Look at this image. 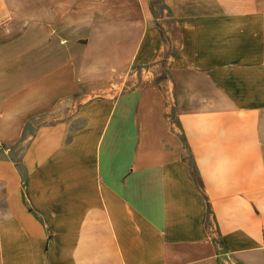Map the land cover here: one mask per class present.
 <instances>
[{"label": "crops", "instance_id": "1", "mask_svg": "<svg viewBox=\"0 0 264 264\" xmlns=\"http://www.w3.org/2000/svg\"><path fill=\"white\" fill-rule=\"evenodd\" d=\"M0 264H264V0H0Z\"/></svg>", "mask_w": 264, "mask_h": 264}]
</instances>
